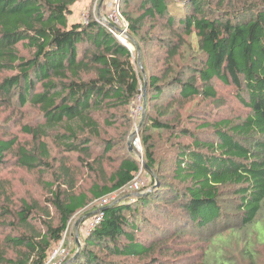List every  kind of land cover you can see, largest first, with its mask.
Returning <instances> with one entry per match:
<instances>
[{"label":"trees","instance_id":"trees-1","mask_svg":"<svg viewBox=\"0 0 264 264\" xmlns=\"http://www.w3.org/2000/svg\"><path fill=\"white\" fill-rule=\"evenodd\" d=\"M76 1L0 0V109L8 108L13 117L17 107L34 110L26 121L18 122L33 144L12 130L0 134V166L12 154L20 166L28 170L43 167L52 174L44 182L50 194L45 207L26 197L12 207L0 182V200L7 196L0 201L1 225L10 219L9 224L23 228L0 238V264H44L77 212L128 187L140 169L138 160L128 153L107 174L102 155L93 157L95 137L102 140V129L117 123V111L122 109L127 126L131 123L142 76L134 52L95 13L88 20L70 21ZM180 1L184 4L181 11L172 9V0L119 2L128 33L139 42L150 44L145 29L163 20L162 28L168 31L156 41L167 59L150 76V102L173 92V86L181 97L180 105L193 96L214 100L218 81L234 88L249 112L238 119L206 121L202 128L212 126L213 130L199 129L201 135H197L191 128L179 129L178 121L161 119L167 111L157 108V116H148L141 142L143 157L159 182L158 190L141 195L135 203L122 200L105 205L102 219L85 236L72 264H125L115 259L122 257L143 258V264H153L158 260L156 248L162 245L157 241L147 244L138 234V213L151 202L157 209L166 202L175 204L169 210L172 215L167 211L174 225H179L183 215L188 224L214 222L221 214L220 202L231 201L224 197L230 193L238 196L235 207L243 223H257L258 215L264 214V0ZM186 35L196 39L190 45L194 60L188 73L185 67L171 65ZM148 56L149 52L146 61ZM154 130L170 131L166 150L176 151L170 160L171 179L158 171L166 160L156 159ZM183 137L192 141L183 142ZM114 141H101L102 154L114 148ZM73 152L93 157L90 166L98 178L88 188H79L68 157L59 158V154ZM51 208L56 219H44Z\"/></svg>","mask_w":264,"mask_h":264},{"label":"rangeland","instance_id":"rangeland-1","mask_svg":"<svg viewBox=\"0 0 264 264\" xmlns=\"http://www.w3.org/2000/svg\"><path fill=\"white\" fill-rule=\"evenodd\" d=\"M107 1L110 0H77L72 7V13L69 17L70 21L82 20L83 17H85V14L83 13H88L90 16L93 13H97L98 15L100 14V7L102 13H105L108 11ZM172 1L173 10L181 11L183 9L182 5L184 4H181L180 0ZM129 9L133 10L131 7H129ZM100 19L102 20L103 18ZM163 22L164 20L155 24L153 28L147 27L145 29V35L150 36L148 39L150 44L143 41L139 42V40L130 33L126 36L124 30L121 32L120 37L117 36L119 33L114 34L120 42L126 44L134 52V58L137 57L136 67L142 76L141 92L143 99V109L141 107V112L138 114L135 113L134 118L132 113L133 109H131L132 120L128 126L126 116L122 114L123 111L121 109L115 114V120L117 123L114 126L104 127V131L102 129L101 137H103V139L101 140L100 138L95 137L97 140L93 147V157L102 155L101 160L104 162V168L106 169L107 174H110L119 164L120 158L124 154L129 153V155L137 159L139 162L140 169L136 176L141 180L143 189L141 188L135 192H131V194H127L129 192L128 190L117 192L114 196L119 199V201H134L135 203L141 195L158 190L159 182L156 181L154 178L155 176H153L154 170L151 168L148 169L144 165V162H146L145 157H143L144 145H141L140 141H138L137 144L134 139L135 135H139L140 138L143 137L145 126L149 121L148 116H157V108H162L164 112L167 111L166 114H162L160 117L161 119H167L174 122L178 121L179 129L191 128L192 131L197 132V135H201L200 131H197L199 129L209 131L210 133L213 130L212 126L202 128V123L206 121L207 123H215L225 117L238 119L244 117L245 114L249 112V109L243 106L237 99L235 89L219 84L218 81L215 82L218 89V95L214 100L201 96H193L189 98L184 105H180L178 101L181 100V97L177 93V87L173 86L170 87L173 89V92L172 90L166 92L159 99L154 100L157 101L155 104L154 101L150 102V93L148 94L147 90L150 76L152 73L159 70L160 65H165L167 59L165 49L156 46L158 36L160 37V35L168 33L167 30L162 28ZM195 40L194 36H185V40L180 46V54L176 55L172 60L169 59L172 61V66L176 65L175 68L185 67V71L187 73L189 72L194 60L192 47L190 45L191 43H195ZM188 43L189 48L187 47ZM138 46L140 50H138ZM24 52L25 54L29 53L27 50ZM147 52H149V56L147 57L149 60L146 61L144 56ZM143 65L150 66L147 69L143 68ZM172 76L173 75L171 74L169 78L163 79V81L170 79ZM145 96L147 99L146 106L144 105ZM217 99L220 102H216ZM168 101H171L173 105H169ZM138 105L139 102L135 100L132 108ZM25 110L17 107L13 117V113L8 108L0 109V134L4 132L10 133L12 130L18 134L22 141L27 140L33 144L32 137L23 134L24 132L20 131V125L18 124L21 119L26 121L28 117L33 115L34 110L32 108H25ZM11 116L13 117L12 120L9 119ZM124 121L126 123H124ZM4 129H6V131H3ZM168 131L169 130H154V141L156 143V159L166 160L164 166L159 167L158 171L159 173L162 171L165 176L167 175L168 178L171 179L173 163L170 160L173 158L176 151L172 149H170V151L166 150L168 147L167 142L170 132ZM133 132H135L134 136H132ZM211 135L212 134H209L210 139ZM204 137L208 138L206 132ZM204 137L203 139H205ZM107 138L114 139L115 146L111 151L104 155L102 154L103 146L100 145V143L101 141L104 142ZM120 139L122 140L120 141ZM182 139H184L183 142L190 143L192 141L190 137H183ZM129 140L133 146V151L129 150ZM62 157H68V162L74 165L79 188H88L91 182L98 178V173H96L95 170H93L94 168H91L90 166V163H93V157L89 159L85 154H80L78 152L69 153V155L64 156L59 154V158ZM8 158V163L0 166V182H3V186L7 189L6 193L10 197L9 199L12 207L19 205L22 197H26L30 200H37L41 206L45 207V198L50 197V194L44 182L45 180L51 179L52 174L50 170L44 172L45 170L43 167L28 170L20 166L12 154H9ZM58 162L59 159L56 160L55 163L57 164L55 165H58ZM166 195L169 196L170 194L166 193ZM224 197L231 201L229 203L221 201V214L214 222L205 225L195 224L193 222H189L188 224V219L183 213L181 214L183 215V219H176L179 220V225L171 223L167 211L169 212V210H172L173 205L175 206V204L166 202L165 205L162 204L158 209L157 205L152 202L146 205L147 207L141 213H138V224L141 226L138 234L140 239L147 244L157 241L159 243L158 246L162 245V249L156 248L154 255H157L158 260L153 264H264V214L261 213L258 215L259 219L257 223L253 221L245 224L243 223V219H241L238 209L235 207V205L238 204V196L234 193H230L224 195ZM6 198L7 196H3L0 201H5L7 200ZM100 209V205L97 204V201H93L86 208L80 210L72 217L69 228L63 237L71 246L72 258L79 248V246L78 248L76 247V241L73 237L75 227L78 228L76 234L77 237H80L81 234L87 236L85 233L91 223L92 216ZM174 211L179 212L180 210ZM92 212L95 213L86 217L87 213ZM42 217L44 219L55 220L56 212L51 208L50 213L43 215ZM9 223L10 219L6 224L4 223L5 225H1L0 220L1 239L6 234H15L23 231V228L19 226V224L13 225ZM83 223L84 226L80 229V224ZM38 225L40 224L38 223ZM176 233L178 236H175ZM167 238L169 239V242L167 241ZM80 247H82V245ZM171 247H173L172 250ZM11 252L13 253L12 250L9 253ZM71 257L70 259H72ZM115 259L122 261V263L125 264H143V261H146V259L143 260L142 258V260H140L136 257H122ZM222 261H225V263ZM72 263L73 261H69L67 264Z\"/></svg>","mask_w":264,"mask_h":264},{"label":"built area","instance_id":"built-area-1","mask_svg":"<svg viewBox=\"0 0 264 264\" xmlns=\"http://www.w3.org/2000/svg\"><path fill=\"white\" fill-rule=\"evenodd\" d=\"M119 2H120V0L107 1L108 11H106L105 13H102L101 7H100L99 8L100 14H98V15H97V13L95 14L99 18H103L102 20L101 19L100 20L102 22H104V24H106L108 27H110L114 34L119 33V35H117L118 37L121 36V32L123 30L126 32V36L128 35V21L125 18V16L123 15V13L121 12ZM83 14H85L84 19L88 20L89 14L88 13H83ZM136 100L139 102V105L135 106L133 108L134 114L135 113L138 114L139 112H141V107L143 106L142 92L140 93V95L137 97ZM142 109H143V107H142ZM137 132H139V131H137ZM134 139H135V142L137 144H138V141L141 142V138L139 135H137V136L135 135ZM141 145H142V142H141ZM141 188L143 189L141 180L137 176H135V178L132 180V182L130 183V185L128 187L123 188L121 190H118L117 192H122V191L128 190L129 192L127 194H129V193L131 194V192H135ZM117 192H115V193H117ZM115 193L97 201V204L100 205L101 209L99 211H97V213H95L92 216L91 223H90L89 227L87 228V231L85 234L88 235L93 230V228L96 226V224L100 222V220L103 217V209L102 208L105 205L119 201V199H117L114 196ZM69 245L70 244L67 245L66 240L64 238H62L56 244V246L54 247V249L50 253L47 261L44 264H67L70 257H71V247Z\"/></svg>","mask_w":264,"mask_h":264},{"label":"water","instance_id":"water-1","mask_svg":"<svg viewBox=\"0 0 264 264\" xmlns=\"http://www.w3.org/2000/svg\"><path fill=\"white\" fill-rule=\"evenodd\" d=\"M128 36V35H127ZM138 50H140L139 49V46H138ZM139 56H140V53H139ZM139 60H140V58H139ZM146 102H147V99H146V96H145V98H144V105L146 106ZM134 134H135V132H133L132 133V136H134ZM128 145H129V150L130 151H133V146H132V144H131V142H130V140L128 141ZM144 165L148 168V169H150V167H149V165L146 163V162H144ZM158 184V183H157ZM104 208V207H103ZM102 208V209H103ZM95 212H92V213H87V215H86V217H89V216H91L92 214H94ZM79 241V240H78ZM79 250H80V246H79V248L77 249V252L75 253V255H74V257L72 258V259H70L69 261H73L77 256H78V253H79ZM68 261V262H69Z\"/></svg>","mask_w":264,"mask_h":264},{"label":"crops","instance_id":"crops-1","mask_svg":"<svg viewBox=\"0 0 264 264\" xmlns=\"http://www.w3.org/2000/svg\"><path fill=\"white\" fill-rule=\"evenodd\" d=\"M81 226H80V229H82L83 228V226H84V223L83 224H80ZM77 231H78V228H76L75 227V231H74V235H73V237H74V240L76 241V247L78 248V246H81V245H83V239L85 238V235L83 236L82 234L80 235V237H77L76 236V234H77ZM68 240H69V238H68ZM79 240V241H78ZM70 246V245H69ZM71 247V246H70ZM81 248V247H80Z\"/></svg>","mask_w":264,"mask_h":264}]
</instances>
